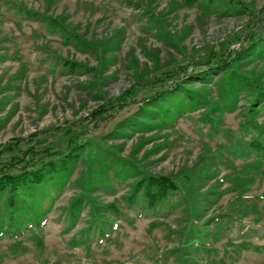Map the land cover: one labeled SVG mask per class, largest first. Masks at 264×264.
Segmentation results:
<instances>
[{
    "label": "rangeland",
    "instance_id": "374dc122",
    "mask_svg": "<svg viewBox=\"0 0 264 264\" xmlns=\"http://www.w3.org/2000/svg\"><path fill=\"white\" fill-rule=\"evenodd\" d=\"M263 7L0 0V145L58 127L85 143L42 187L0 194V264H264ZM228 45L226 66L147 102ZM145 176L179 189L152 205Z\"/></svg>",
    "mask_w": 264,
    "mask_h": 264
},
{
    "label": "trees",
    "instance_id": "16d2710c",
    "mask_svg": "<svg viewBox=\"0 0 264 264\" xmlns=\"http://www.w3.org/2000/svg\"><path fill=\"white\" fill-rule=\"evenodd\" d=\"M256 14V23H263L264 7ZM250 40L252 44H255L257 41L264 39H257L252 36ZM228 47L229 45L226 47L228 54H224L221 47H212L208 59L202 63L193 64L194 71L192 74H186L187 70L183 71L182 68L165 73L164 75L168 74L167 78L169 80H173V84L167 88L162 87L164 89L149 96L150 98L147 99V102L158 104L163 97L169 96L171 93L172 95L176 94L180 88V80L183 79H176V76L182 75L189 79L192 76H196L195 74L202 73L203 70L208 71L212 67L226 66L229 60L233 59L234 55V51H229ZM239 55L236 54L235 56ZM162 80L157 79L154 84L159 85ZM125 96L119 98L117 101L125 105L126 100L129 98L127 96L129 95ZM131 96H134L133 93ZM115 106L118 105L116 103H108V105L94 112L89 120H99ZM59 132L69 137L67 152L65 153L56 149L52 143H48L49 137ZM84 147L85 143L81 140L80 136L74 135L70 130H65L63 127L52 129L46 133L35 134L28 138L14 139L4 145H0V194L9 192L10 198L14 202V197L20 195L23 190L31 187H42L47 180L54 178L53 175L56 171L64 169L71 162L79 159L81 157L80 151ZM136 186L137 189H145V196L152 205H157L169 192L179 189L178 183L166 176H145Z\"/></svg>",
    "mask_w": 264,
    "mask_h": 264
}]
</instances>
